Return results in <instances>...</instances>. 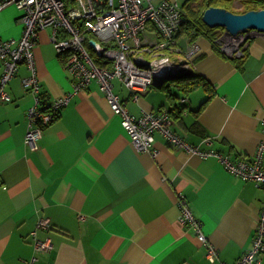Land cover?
<instances>
[{"label":"crops","instance_id":"1","mask_svg":"<svg viewBox=\"0 0 264 264\" xmlns=\"http://www.w3.org/2000/svg\"><path fill=\"white\" fill-rule=\"evenodd\" d=\"M11 5L0 9L2 39L22 32V11ZM50 33L39 31L34 57L42 94L52 99L72 90V76ZM177 37L189 41L183 32ZM191 39L200 48L195 74L151 85L137 98L113 78V92L135 115L174 108V131L201 150L251 158L262 138L264 36L233 58L205 35ZM26 74L21 63L0 105V264L33 257V264H210L194 228L178 221V192L220 261L233 264L250 248L264 190L215 155L176 149L159 132L155 155L136 149L95 80L71 97L30 150L23 143L33 102L21 83ZM39 217L50 221L49 229L37 230L50 238V251L32 245Z\"/></svg>","mask_w":264,"mask_h":264},{"label":"built area","instance_id":"2","mask_svg":"<svg viewBox=\"0 0 264 264\" xmlns=\"http://www.w3.org/2000/svg\"><path fill=\"white\" fill-rule=\"evenodd\" d=\"M14 4L21 9L19 17L22 32L17 38H0V105L8 99L6 85L24 63L28 74L21 83L33 96L26 111V130L23 143L30 149L37 148L44 128L67 105L71 97L95 80L104 92L113 112L128 134L132 145L155 155L154 133L186 152L200 156L215 155L225 168L244 180H252L264 190V118L262 138L251 158H235L217 150H201L186 141L173 129V119L166 110L131 113L112 90V79L118 78L137 98L149 86L163 78L195 74V57L199 52L196 40L189 36L177 37L182 24L181 0H0V9ZM51 28L50 42L64 54L63 65L72 76V90L52 99L42 94L34 57L38 31ZM94 34L95 46L87 44ZM263 32L255 29L230 34L219 31L216 44L229 58L241 56L249 41ZM89 47L108 65L95 62ZM185 97L180 98L184 103ZM204 140L209 141L206 137ZM178 221L194 228L197 238L205 247V258L210 264H225L217 256L215 246L201 230L200 222L193 216L186 198L178 192ZM50 221L39 217L30 236L35 251L46 252L53 247L50 238L37 236L38 229H49ZM264 252V205L251 240V246L233 264H262ZM33 257L25 264H33Z\"/></svg>","mask_w":264,"mask_h":264},{"label":"trees","instance_id":"3","mask_svg":"<svg viewBox=\"0 0 264 264\" xmlns=\"http://www.w3.org/2000/svg\"><path fill=\"white\" fill-rule=\"evenodd\" d=\"M232 2L233 0H186L181 6L183 18L178 34L180 35V32H183L185 35H189L194 38L199 35H205L214 47L219 48L215 39L222 28L210 27L201 20V15L206 8L210 6H219L237 13L245 12L251 9L264 8V0H242L241 9L239 10L233 9ZM89 50L96 63L99 65H108V62L103 61L96 53L93 52L91 47H89ZM173 112L174 108H170L168 110L171 117Z\"/></svg>","mask_w":264,"mask_h":264},{"label":"water","instance_id":"4","mask_svg":"<svg viewBox=\"0 0 264 264\" xmlns=\"http://www.w3.org/2000/svg\"><path fill=\"white\" fill-rule=\"evenodd\" d=\"M201 18L206 25L222 27L232 35L248 29L264 33V8L235 13L223 7L210 6L203 11ZM89 43L92 47L97 45L94 40H89Z\"/></svg>","mask_w":264,"mask_h":264},{"label":"rangeland","instance_id":"5","mask_svg":"<svg viewBox=\"0 0 264 264\" xmlns=\"http://www.w3.org/2000/svg\"><path fill=\"white\" fill-rule=\"evenodd\" d=\"M12 5H14V4H12ZM11 5V6H12ZM15 6V5H14ZM234 8H236V9H239L240 7H241V1L240 0H235V2H234V6H233ZM48 27V26H47ZM46 28V27H45ZM49 28V27H48ZM50 30H51V28H50ZM40 31V30H39ZM39 31H38V33H39ZM37 38H38V34H37ZM36 38V39H37ZM94 38H96L95 37V35L94 34H90L89 35V38H88V40H87V44L88 45H90L91 46V44L89 43V40H94ZM52 43V42H51ZM53 44V43H52ZM54 45V44H53ZM94 53H96V52H94ZM97 54V53H96ZM187 76H192V75H187ZM170 78L171 77H169V78H163V79H161L159 82H157V83H154L153 85H159V84H161V82L163 83L165 80H170ZM210 138V137H209Z\"/></svg>","mask_w":264,"mask_h":264},{"label":"bare ground","instance_id":"6","mask_svg":"<svg viewBox=\"0 0 264 264\" xmlns=\"http://www.w3.org/2000/svg\"><path fill=\"white\" fill-rule=\"evenodd\" d=\"M173 78L184 79V78H187V77L179 76V77H173Z\"/></svg>","mask_w":264,"mask_h":264}]
</instances>
